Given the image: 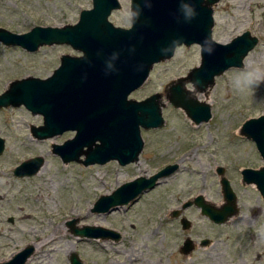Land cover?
<instances>
[{
  "label": "rangeland",
  "instance_id": "1",
  "mask_svg": "<svg viewBox=\"0 0 264 264\" xmlns=\"http://www.w3.org/2000/svg\"><path fill=\"white\" fill-rule=\"evenodd\" d=\"M120 2L122 8L113 12L110 21L117 27L130 28L126 13L131 11V0ZM92 5L93 0H0V28L23 34L35 26L76 24L81 11ZM214 10L213 38L229 43L250 31L259 43L245 60L264 67V0H220ZM67 54L81 55L68 45L43 47L31 54L0 42V95L16 79L51 75L60 66L61 56ZM200 64V46L179 47L171 60L155 65L145 85L130 95V99L141 101L162 93L165 125L142 130L140 160L126 166L118 161L90 166L65 164L53 153V145L73 139L74 131L38 140L32 136L31 127L44 124L42 115H34L25 106L0 108V137L6 142L0 156V263L29 245H37L26 264H71L73 254L83 264H264V240L257 235V230L264 228V199L256 185L244 184L241 174L247 167L258 166L260 160L255 142L240 133L246 120L264 115V82L240 94L232 86L239 69L228 70L216 79L208 99L203 93L196 94L211 105L212 118L195 125L184 110L166 100L165 87ZM35 157L45 160L41 176L14 174L18 166ZM175 163L179 164L177 172L161 179L155 189L143 193L133 204L108 213L93 211L102 196ZM220 167L225 168V176L238 196L240 214L226 226L213 228V222L201 210L193 212L191 219L201 235L197 240L207 237L214 245L199 248L188 260L179 257V231L172 212L179 199L198 196L222 207L225 200ZM88 216L102 219L99 227L114 230L121 238L75 240L73 232L64 235L63 229H72L68 223L74 220L80 228L96 226ZM57 226L62 227L57 236L61 238L41 247L36 237L50 236Z\"/></svg>",
  "mask_w": 264,
  "mask_h": 264
},
{
  "label": "water",
  "instance_id": "2",
  "mask_svg": "<svg viewBox=\"0 0 264 264\" xmlns=\"http://www.w3.org/2000/svg\"><path fill=\"white\" fill-rule=\"evenodd\" d=\"M220 0H131V12L136 14L131 28L115 26L110 17L122 8L120 0H93L91 9L82 10L76 24L61 27L35 26L29 32L17 34L0 28V42L7 47H20L37 53L43 47L68 45L79 56L62 55L60 66L46 79H17L0 95V108L25 106L34 115H42L44 124L32 126L35 139L44 140L74 131L75 137L62 145H53V153L65 164L77 162L84 166L118 161L121 166L139 162L144 149L142 130L159 129L165 125L162 108L166 106L162 93L144 100L129 99L148 81L155 65L171 60L177 48L200 46L201 64L185 77L173 80L165 87L166 100L181 108L195 125L212 118V108L196 94L208 99L216 79L232 68L241 69L243 62L259 43L250 31L238 35L229 43L213 38L214 6ZM184 5L195 11L187 19ZM212 51H206L207 47ZM193 83V90L186 84ZM260 85V83H259ZM258 85V86H259ZM253 85V88H257ZM241 135L253 140L264 158V115L246 120ZM6 142L0 137V155ZM45 163L35 157L14 170L18 177L37 174ZM179 164L167 165L149 178L139 177L104 195L93 211L108 213L133 204L145 192L153 190L161 179L177 172ZM225 201L222 207L198 196L196 204L204 216L223 224L239 214L237 196L231 182L220 167ZM243 182L254 184L264 197V167L242 171ZM189 204V205H191ZM175 211L172 216L175 218ZM13 219H11V222ZM69 222L72 232L90 239H115L121 235L99 226L77 227ZM29 245L11 259L0 264H26L34 255ZM71 264H83L77 254Z\"/></svg>",
  "mask_w": 264,
  "mask_h": 264
},
{
  "label": "flooded vegetation",
  "instance_id": "3",
  "mask_svg": "<svg viewBox=\"0 0 264 264\" xmlns=\"http://www.w3.org/2000/svg\"><path fill=\"white\" fill-rule=\"evenodd\" d=\"M31 54H34V53H31ZM30 76L37 77V78H41V79H46L50 75H46V77H38V76L29 75L28 77H30ZM24 78H27V77H24ZM21 79H23V78H21ZM255 145H256V143H255ZM256 148H257V146H256ZM257 156H258V158L260 160V164L258 166H256V167H247V168H252V169L260 170V169H262L264 167V158L261 155V153L259 152V150L257 151ZM247 168H245V169H247ZM225 173H226V170H225ZM241 174H242V172H241ZM242 178H243V175H242ZM236 196H237V194H236ZM195 198L196 197H194V198L190 197V198H188V199H186L184 201H182V200L179 199V205L176 208V210H174L175 213H176L175 219H176V222H177V229L179 231V234H178L177 237L180 238L179 239V243L177 245V253H178L179 257L186 258L187 260L199 248H202V247H211V246L214 245V242L212 241V239L207 238V237L206 238L203 237L200 240H197L198 238L201 237V235L195 230L196 226H195L193 220L191 219V214L193 212H195L196 210H201V209L196 204H191L194 201ZM263 199H264V197H263ZM224 200H225V197H224ZM226 203L227 202L225 201L224 204H226ZM189 204H191V205H189ZM237 205H238L239 214H240V206L238 204V196H237ZM201 213H202V210H201ZM238 215H236V216H238ZM205 217H207V216H205ZM229 221H230V219L227 222L223 223V224H218V223H215V222L212 221L213 224H214L213 228L215 226H217V227L226 226L227 223H229ZM251 236H252V239L255 238V235H251ZM254 248H255V244H253L250 249L253 250Z\"/></svg>",
  "mask_w": 264,
  "mask_h": 264
},
{
  "label": "clouds",
  "instance_id": "4",
  "mask_svg": "<svg viewBox=\"0 0 264 264\" xmlns=\"http://www.w3.org/2000/svg\"><path fill=\"white\" fill-rule=\"evenodd\" d=\"M186 18L193 19L195 17V11L189 5H184ZM128 17V22L132 23L136 14L134 12L126 13ZM206 51L211 53L212 48L209 46L206 48ZM244 66L238 70L237 74L232 80V86L235 91L240 94H246L251 92L254 88L253 85H259V83L264 82V67L261 66H252L248 63L247 60L243 62ZM186 89L191 90L193 88V83L189 82L186 84ZM257 235L261 240H264V228L257 230Z\"/></svg>",
  "mask_w": 264,
  "mask_h": 264
},
{
  "label": "bare ground",
  "instance_id": "5",
  "mask_svg": "<svg viewBox=\"0 0 264 264\" xmlns=\"http://www.w3.org/2000/svg\"><path fill=\"white\" fill-rule=\"evenodd\" d=\"M44 168H45V166L37 173L38 176H41V173L43 172ZM41 198L42 197H40V199ZM68 202H69V199L66 200V203H68ZM218 205L220 206L222 204H218ZM90 217L91 216H88L87 219H90L91 223H94V225H96V226H100L101 224L99 222H103V220L98 218V217L97 218H92V219ZM27 218H30V217H27ZM60 230H62V227L61 226H57V227L54 228V230H53V232H52V234L50 236H47V237L38 236V237H36V239L38 241H41V247H43L45 245L53 243L57 238H61V237H57ZM63 232H64V235L66 236V235H68V233H72V229H68V230H64L63 229ZM71 236L75 240L81 239L80 237L74 235L73 233H72ZM99 242L101 243L102 241L99 240ZM69 243H71L72 246L75 247V245H74L72 240L69 241ZM35 248L37 250L39 248V246L35 245ZM71 253H72L71 250L67 251V255L68 256H71Z\"/></svg>",
  "mask_w": 264,
  "mask_h": 264
}]
</instances>
